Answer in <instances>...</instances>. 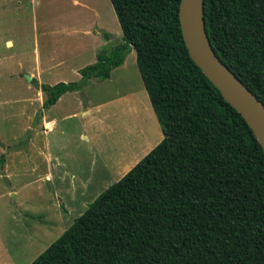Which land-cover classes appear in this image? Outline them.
I'll list each match as a JSON object with an SVG mask.
<instances>
[{"label": "trees", "instance_id": "obj_1", "mask_svg": "<svg viewBox=\"0 0 264 264\" xmlns=\"http://www.w3.org/2000/svg\"><path fill=\"white\" fill-rule=\"evenodd\" d=\"M109 1L121 41L77 82L33 79L42 111L109 79L134 50L162 140L30 264H264V152L190 58L180 0ZM204 21L216 55L264 105V0H204Z\"/></svg>", "mask_w": 264, "mask_h": 264}, {"label": "rangeland", "instance_id": "obj_2", "mask_svg": "<svg viewBox=\"0 0 264 264\" xmlns=\"http://www.w3.org/2000/svg\"><path fill=\"white\" fill-rule=\"evenodd\" d=\"M95 18L102 47L117 45L109 0H0V264L33 262L162 140L134 50L109 79H92L42 111L45 96L32 80L79 81L95 56L76 33Z\"/></svg>", "mask_w": 264, "mask_h": 264}, {"label": "water", "instance_id": "obj_3", "mask_svg": "<svg viewBox=\"0 0 264 264\" xmlns=\"http://www.w3.org/2000/svg\"><path fill=\"white\" fill-rule=\"evenodd\" d=\"M179 24L190 58L246 121L264 152V105L213 50L205 28L204 0H180ZM25 79L31 81L29 75Z\"/></svg>", "mask_w": 264, "mask_h": 264}, {"label": "crops", "instance_id": "obj_4", "mask_svg": "<svg viewBox=\"0 0 264 264\" xmlns=\"http://www.w3.org/2000/svg\"><path fill=\"white\" fill-rule=\"evenodd\" d=\"M76 5H77V7H81L82 9H86V7H84L83 5H80V3H78V1H76ZM95 28L99 29V30H103V29H101L102 27L100 25H98L96 18L94 19V21L91 23L90 26L88 25L86 28H84L82 33H79V32L76 33V40L79 41L78 44H80L84 50H90L87 54H92V56H95V60H96V53L102 47V42H101V38L97 34H94L92 32V30H94ZM104 31L106 32V30H104ZM85 40L94 41L95 45L92 46L88 43H85ZM78 44H76V45H78ZM86 108H87V112L84 113V115L91 112V109L89 107H86ZM45 118L46 117H45V113H44V115L42 117V124H44L45 130H49L51 127V124L49 121L45 120ZM83 138L86 139L87 141L89 140V137H87L86 135H84Z\"/></svg>", "mask_w": 264, "mask_h": 264}]
</instances>
